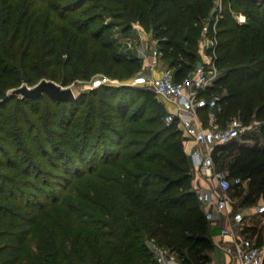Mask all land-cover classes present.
<instances>
[{"label":"trees","instance_id":"obj_1","mask_svg":"<svg viewBox=\"0 0 264 264\" xmlns=\"http://www.w3.org/2000/svg\"><path fill=\"white\" fill-rule=\"evenodd\" d=\"M12 1L0 0V106L16 99V97L8 98L7 82L11 81L16 84L25 82L23 85H33L47 78L48 68L57 65L52 60L53 57L60 55L55 48L50 46L53 40L49 37L52 32L59 31L60 26L49 31L48 28L55 21L67 22L69 15L78 10V6L74 8L61 6L60 2L64 0L56 2L53 0H18L17 4H12ZM93 1L81 0L79 5ZM103 1L116 3L115 0ZM209 1L211 0H152L151 2L150 12L157 17L158 21H161L167 12H175L172 20L166 22L168 30L160 31L156 34V38L172 51L168 62L164 55L162 60L169 69L174 71L176 80L183 79L194 69L191 63L195 60V56L191 52L185 53L182 48L170 41L167 43L163 41L172 29L174 32L179 31L181 35L188 30L185 22L179 20V17L183 15L182 9L196 7L204 11ZM6 2L11 4L7 5ZM166 4L170 8L166 9ZM221 4V20L218 24L214 45L215 65L220 75L213 86L201 94L207 99L219 98L218 109L202 108L198 111V116L205 127L210 126L213 120L217 125L224 126L234 118L240 119L244 124L252 120L263 123L264 4H260L258 0H221ZM36 7L46 10L45 22L41 28H38L37 23L31 24L33 10ZM100 8L102 6L97 9ZM107 10L105 8V11ZM233 13L244 16L245 23H237ZM100 20V16L86 18L82 26L79 25L76 28L71 47L74 46L79 35L86 34L90 25ZM71 25L74 26L72 23ZM191 30L195 37L200 32L193 26ZM107 40V35L99 39L101 43H106ZM187 41L193 42L188 39ZM160 53L163 54L161 49ZM111 57L115 65L121 67L123 64L130 72H138L143 67L140 58H130L125 61L116 57L114 52ZM51 81L57 82L56 76H53ZM222 85H227V94L223 92ZM126 90L129 91V89ZM126 90L115 86H103L97 89L101 93L102 106L107 112L106 115H110L119 124L120 131L116 133H121V139L127 136H138L146 137L147 140L135 143L131 141L122 145L121 141L115 142L119 136H115L116 134L109 130L106 132L109 141L105 148L101 145L95 147L92 153L94 162L92 171L97 172L107 165L117 171L116 174L107 178L96 175L95 179L102 188L101 200L92 206L89 203L85 206L97 215L99 219L97 224L108 231L102 232L103 229H99V233H96V240L99 241L102 238L106 240L96 249H92L91 245L85 242V246L76 248L75 251L62 256L61 259L69 264H123V260L128 261L129 264H150L151 260L153 262L155 260L145 244L147 240L167 248L171 254H176L182 264H206L207 252L212 246L207 237V222L193 193L191 162L185 152L183 141L177 140L182 132L176 124L166 126L164 118L167 112L165 109H163L164 116L156 108H152L151 114H148L146 106H143L130 116H126L137 101L133 93H128ZM45 97L56 105L69 103L58 102L46 95L35 100L22 98L20 100L23 104H27ZM103 102H107L109 106H105ZM70 104L72 108L75 105L74 102ZM71 111H66L63 118H68ZM48 112L50 118L48 124L51 127L55 125L54 113L51 109ZM147 116L150 118L145 119ZM95 121V107L90 104V114L78 134L69 132V121L64 118V123L59 126L62 134L56 138L57 142L51 137L32 136L36 127L28 125L30 129L28 128L25 136L27 140H30L28 144L35 158L25 159L29 166L17 173L24 179L32 178L33 183L23 181V187L34 189L35 197L44 199L49 191L46 187H38L40 178L36 176L38 165L35 159L37 158L45 159V165L55 171H61L60 163H62L66 166L63 170L66 176L72 174L82 177L80 173L75 172L72 166L76 167V164L81 165L85 161V151ZM139 122H142L147 129L130 134L126 126ZM3 132L4 128H1L0 133L3 134ZM6 133H8L7 129ZM262 133L264 138V126ZM254 139L259 143L257 138ZM18 145L20 148L12 155L13 157L21 153L28 154L25 143ZM60 145L66 146L68 152L76 154V159L73 160L69 154L63 153ZM11 147L14 146L11 144ZM133 149L136 150L130 152ZM111 150L116 151L111 155L113 152ZM228 150L238 151L239 162H241V166L237 164L233 166L236 170L229 176L245 175L242 179L250 180L249 193L245 194L242 204L251 198L254 200L264 198V150H248L232 142L215 149L214 161H217V155ZM14 165L17 167V162H14ZM149 168L158 173L151 172ZM33 169L37 171L34 174H32ZM2 179L1 177L0 181H3ZM10 185L12 192L8 195L7 189ZM16 186L17 183L12 179L0 185V202L22 203L23 198H17L14 191ZM234 189L238 196H241L244 190L241 186ZM58 199L59 196L52 198L53 202H57ZM1 208L0 205V230L4 225L3 220L7 217V213ZM245 231L252 237L257 236V244L261 246L262 235L255 227L245 228ZM5 237L6 235H0V242ZM24 240L25 236L22 235L18 242L23 243ZM42 250L48 252V248ZM52 251L55 252V249ZM46 252H43L46 260L42 258L41 264H54L51 258L55 257L54 254L56 256L58 254ZM17 253V248L0 247V264H15ZM28 264H36V262L32 260Z\"/></svg>","mask_w":264,"mask_h":264},{"label":"rangeland","instance_id":"obj_2","mask_svg":"<svg viewBox=\"0 0 264 264\" xmlns=\"http://www.w3.org/2000/svg\"><path fill=\"white\" fill-rule=\"evenodd\" d=\"M53 1L56 2L57 0ZM80 1L64 0L60 2V5L63 7L71 6L74 8L78 6V10L76 13L69 15L67 22L60 23L59 21H55L48 28L49 31L50 29L54 30L58 25L60 26L59 31L52 32L49 35L51 40H53L50 46L55 48L60 55L53 57L52 60L57 65L48 68L47 78L45 79L51 80L53 76H56L57 82L54 81L55 83L73 90L77 98L73 101L75 103L73 108L70 102L65 105H56L46 97L28 102L27 104H23L20 100L21 98L16 97V99L11 100L6 105L0 106V129L4 128L3 134L0 133V178H3V181H0V185H4L10 179L14 180L17 183L16 190H14L16 196L17 198H23L22 203H20L21 205L13 202H0L2 211L7 213V217L3 220V228L0 230V235H6V237L1 240L0 247L8 246L9 248L18 249L15 264H28L32 260L36 264H41L42 258L46 260L44 253L47 249L42 250L45 248H48V252H46L48 254H58V256L54 254L55 257L51 258L54 264H69L61 259L62 256L68 255L69 252L75 251L76 248L85 246V242H88L92 249H96L99 244L106 240V238H102L99 241L96 240V233H99L98 230L103 228L97 224L99 220L97 215L85 206L87 203L92 206L95 202L101 200L100 194L102 193V188L95 179L96 175L107 178L116 174L117 171L107 165L101 167L97 172H93L94 162L92 153L95 151L96 146L101 145L102 148H105L109 141L106 132L109 130H112L116 134L115 136H119L115 142L121 141L122 145L131 141L134 143L145 141L147 138L127 136L121 139V133H116L120 131L119 124L110 115H106L107 112L104 111L102 106L101 93L97 89H91L92 83L97 77L106 76L114 83L115 87L124 90L129 89V91H126L133 93L137 101L127 112L126 116H130L136 110L143 108V106H146L148 114H151L152 108H156L160 114L165 115L162 101L152 92L127 86L143 71V67L138 72H130L123 64L121 67L115 65L111 54L114 52L116 57L127 61L130 58H138L140 49L147 51L157 50L159 52L161 49L163 51V54L160 53L161 57L164 55L168 62L172 51L167 45L160 43L156 38V34L160 31L168 30L166 22L172 20L175 12H167L164 18L158 21L157 17L150 12L152 0H115L116 3L114 4L103 0H94L82 6L79 5ZM258 1L260 4H264V0ZM11 3L17 4L18 0H13ZM6 4L9 5L8 2ZM99 6H102V8L97 9ZM105 8L108 10L105 11ZM167 8H170L168 4H166ZM221 11V0L209 1L204 11L196 7L182 9L183 15L179 17V20L185 22L188 30L184 35H181L179 31L174 32V29H172V31L168 32L167 38L163 42L167 43L170 41L182 48L185 53L191 52L195 56V60L191 65L195 68L206 60L204 56H207V59L212 56L211 48L216 43ZM45 14V9L41 10L36 7L33 10L31 24L37 23L38 28H41L45 22ZM94 16H100L101 20L91 24L88 32L79 35L76 42H74V46L71 47L73 37L76 34V28L79 25L82 26V22L86 18ZM233 17L239 24H243L246 21L244 16L233 13ZM191 21L194 25H192ZM192 26L200 30L196 37L191 30ZM104 35L108 36V40L106 43H101L99 39ZM187 39L193 42L190 43ZM142 65L144 66L143 60ZM23 83L25 82L21 84L11 81L7 82L6 93L12 91L14 88L21 87ZM36 84H27V86L33 87ZM222 88L223 92L227 94V85H222ZM90 104H93L95 107L96 121L85 151L86 158L81 165L76 164V167L71 165L75 172L80 173L82 177H76L77 175L72 174L66 176L63 173L66 166L62 163H60L61 171H55L50 166L45 165V159L37 158L35 161L38 165V172L33 169L32 174L37 172L36 176L40 178L38 187H46L48 188L47 191L49 190L50 192L46 193L45 199L35 197L34 189L24 188L22 185L23 181L32 184L33 179H24L17 173L19 170L24 171L29 166L25 162V159L31 160L35 158L34 152L28 144L30 140H27L25 136L28 132V125L36 127L32 136L51 137L56 141L58 140L56 138L62 134L59 126L61 123H64L65 118L69 121V132L78 134L80 128L88 119ZM103 104L109 106L107 102H103ZM49 109L53 111V119L55 121V125L51 127L48 124V120L50 119ZM70 110H72V113L70 114L69 112L68 118H63ZM148 118L150 117L147 116L145 119ZM142 122L128 124L126 126L128 132L133 134L146 130L147 127ZM229 122L225 125L223 124L224 126L218 125V127H225ZM245 125L247 126V135L235 141V143L239 147L248 150H264V138L262 135L264 122L260 123L252 120ZM6 129L8 133H6ZM254 138H257L259 143ZM178 139L183 141L185 147L186 138L184 135L179 134ZM20 143L26 144L28 154L21 153V155L13 157L12 155L20 148V145H18ZM11 144L14 147H11ZM60 148L63 153L69 154L71 159H76V154L68 152L66 146L60 145ZM135 150L133 149L130 152H134ZM115 151L111 152V155ZM217 156L215 163L219 171L234 174L233 172L236 169L233 166L235 164L241 166L239 153L236 150H228ZM14 162H17V167H14ZM149 169L153 173H158L152 168ZM191 170L193 174L192 179L194 180L195 172L192 168ZM239 176L243 178L245 175ZM244 181L245 188L241 196L236 195V190L234 189L232 198L237 203L236 206L243 205L241 206V210L246 211L260 206L264 202V198L260 197L257 200L251 198L248 202L242 204L246 196L245 194L249 193L250 184L249 179H244ZM10 192H12L11 185L7 189L8 195ZM57 196H59L58 201L53 202L52 198L54 199ZM245 218V224L256 226L258 232L262 235L261 246L264 247V216H255L253 220H249L250 215H247V212H245ZM102 232L108 231L103 229ZM22 235L25 236V240L23 243H20L18 240H20ZM11 239H14V241H11ZM145 244L149 249V253L153 254L151 242L145 240ZM53 249H55V252L52 251ZM171 255L175 262L181 263L180 258L176 254ZM152 258L155 260L154 254ZM122 263L129 264L125 260ZM150 264H157V262L156 260L154 262L151 260Z\"/></svg>","mask_w":264,"mask_h":264},{"label":"built area","instance_id":"obj_3","mask_svg":"<svg viewBox=\"0 0 264 264\" xmlns=\"http://www.w3.org/2000/svg\"><path fill=\"white\" fill-rule=\"evenodd\" d=\"M211 50V58L204 56L206 60L183 79L176 80L174 71L165 65L159 51L140 49L138 58L144 61L143 71L127 86L150 91L162 102L173 106L175 111L164 118L166 126L176 124L186 140L194 144L191 152L192 169L214 182V188H193L206 222L219 224V235L226 245V252L238 264H264V248L245 231V215L240 209L237 210L239 206L232 198L234 188H245V181L219 171L213 157L217 147L245 137L247 126L236 118L222 128L205 127L198 116L202 108L218 109L219 98L201 96L220 75L215 65L214 46ZM103 86H114V83L106 76H99L91 89ZM255 214L264 216V202L257 207ZM151 248L157 264H171L174 261L167 248L153 242Z\"/></svg>","mask_w":264,"mask_h":264},{"label":"crops","instance_id":"obj_4","mask_svg":"<svg viewBox=\"0 0 264 264\" xmlns=\"http://www.w3.org/2000/svg\"><path fill=\"white\" fill-rule=\"evenodd\" d=\"M164 105V109L166 110L167 114L174 112V108L171 104H168L166 102H162ZM218 126L216 123H214V120L211 122V125L208 127ZM194 148V144L191 141L186 140L185 141V152L191 162V152ZM194 170V169H193ZM194 180H193V188L200 187V188H214V182L212 179L206 178L205 176H202L197 170H194ZM263 204V203H262ZM261 204V205H262ZM241 206L239 205V209L241 210ZM202 210V208H201ZM257 207L251 210H241L244 215L245 212H247V215H250L249 220H253V218L256 217H262V215H256ZM246 221V219H245ZM245 227H255L253 225H246ZM257 229V228H256ZM219 224L213 223V222H207V237L211 243V249L207 252V261L206 264H238L233 258L226 252L225 244L222 240V237L219 235ZM249 234V233H248ZM250 235V234H249ZM251 236V235H250ZM253 238L257 242V236H253ZM263 247V246H261ZM264 248V247H263ZM171 264H182L179 262H175V260Z\"/></svg>","mask_w":264,"mask_h":264},{"label":"water","instance_id":"obj_5","mask_svg":"<svg viewBox=\"0 0 264 264\" xmlns=\"http://www.w3.org/2000/svg\"><path fill=\"white\" fill-rule=\"evenodd\" d=\"M48 96L58 102H73L77 98L73 90L58 85L54 81L43 79L33 87L22 85L8 93V98L18 97L22 99L35 100L43 96Z\"/></svg>","mask_w":264,"mask_h":264}]
</instances>
